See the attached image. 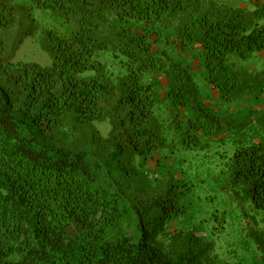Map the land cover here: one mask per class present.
Segmentation results:
<instances>
[{"label": "trees", "instance_id": "1", "mask_svg": "<svg viewBox=\"0 0 264 264\" xmlns=\"http://www.w3.org/2000/svg\"><path fill=\"white\" fill-rule=\"evenodd\" d=\"M35 1L77 24L71 34L55 35L51 67L15 64L18 46L9 51L0 34V69L11 74L0 84V264H222L213 242L195 232L161 242L167 221L183 208L170 193L160 202H146L141 193L145 200L138 202L111 161L129 143L137 152L164 102L185 112L197 132L222 127L201 101L194 68L166 48L156 49L159 23L180 18L178 50L200 46L210 83L231 99L242 90L244 75L230 58L264 52V8L250 13L259 21L248 28L241 19L246 13L211 9L206 0ZM13 9L12 0H0L1 27H13ZM108 11L122 22L144 23L145 32L109 30ZM106 51L125 68L115 80L98 61ZM69 122H108L112 130L92 154L56 138ZM156 138L147 142L154 147ZM232 166L264 212V143L237 151ZM252 237L263 249L262 237Z\"/></svg>", "mask_w": 264, "mask_h": 264}, {"label": "rangeland", "instance_id": "2", "mask_svg": "<svg viewBox=\"0 0 264 264\" xmlns=\"http://www.w3.org/2000/svg\"><path fill=\"white\" fill-rule=\"evenodd\" d=\"M206 2L218 11L246 13L241 19L248 28L259 21L250 13L264 8V0ZM12 6L13 27L0 26L9 51L18 46L12 61L51 67L53 57L49 49L55 35L71 34L76 29V20L71 18L68 22L65 15L43 9L35 0H12ZM105 15L111 31H125L130 35L145 32L142 22H122L110 11ZM179 21V17H168L157 25L155 47L166 48L177 60L194 68L193 77L201 101L220 117L222 127L212 134L197 132L190 128L185 112L164 102L156 111L157 122H151L142 134L137 152L129 143L111 161L114 174L126 189L138 193V202L144 201V197L146 202H160L167 193L177 199L184 212L167 221L159 237L164 244H168L171 234L195 232L213 242V255L222 264H264V248L252 237L260 235L264 244V212L254 205L250 186L236 179L232 166L237 151L264 143V52L254 53L247 59L230 58V63L244 75V82L239 94L225 99L209 81L200 46L192 45L185 53L178 50ZM112 55L113 51H106L98 61L106 64L107 75L115 80L125 68ZM10 75L0 69V84L3 80L10 82ZM111 130L108 122L83 126L69 122L59 128L56 138L71 148L93 154L106 145ZM155 134L156 143L152 147L147 141ZM126 231L130 234L132 229Z\"/></svg>", "mask_w": 264, "mask_h": 264}]
</instances>
